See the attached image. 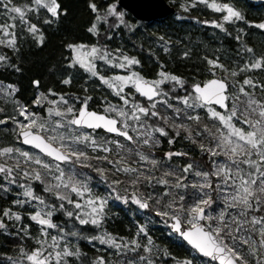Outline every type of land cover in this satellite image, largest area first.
I'll use <instances>...</instances> for the list:
<instances>
[{
	"label": "snow or ice",
	"instance_id": "6c2138e0",
	"mask_svg": "<svg viewBox=\"0 0 264 264\" xmlns=\"http://www.w3.org/2000/svg\"><path fill=\"white\" fill-rule=\"evenodd\" d=\"M198 4L221 13L201 23L224 31L225 24L245 25L234 37L242 62L230 67L219 56H205L208 78L191 82L162 63L156 76L146 77L137 56L100 42L102 34L110 39L112 30L134 31L138 24L127 20L118 0H88L86 31L96 41L63 43L68 55L59 79L71 86L73 72L82 70L87 75L79 93L40 90L41 80L33 79L35 92L25 102L15 83L0 82V126L9 127L18 142L0 147V192L21 189L0 207V233L35 241L30 248L18 245L16 258L6 256L8 264H161L165 257L173 264H264V78L255 74L264 73V51L244 41L247 27L264 32V19H248L234 0H186L180 7ZM0 9V47L17 55L13 62L0 51V66L17 73L23 39L44 46L45 26L59 24L69 12L63 0H0ZM159 40L169 52L171 41ZM89 79L98 81L93 91L103 87L112 99L94 101ZM183 140L199 150L200 161L183 147L155 155L163 141ZM86 170L100 177L103 191ZM110 201L127 205L133 215L144 212L134 235L103 227ZM157 219L170 240L187 244L185 254L177 256L154 239L150 226ZM73 239L108 246V258L89 257Z\"/></svg>",
	"mask_w": 264,
	"mask_h": 264
},
{
	"label": "trees",
	"instance_id": "16d2710c",
	"mask_svg": "<svg viewBox=\"0 0 264 264\" xmlns=\"http://www.w3.org/2000/svg\"><path fill=\"white\" fill-rule=\"evenodd\" d=\"M176 8V14L166 19L158 20L151 23H143L135 21L129 14L126 13V18L131 23L138 24L134 31L120 26L111 32V38H106L103 34L100 37V42L106 44L110 49L121 48L122 51L130 55H135L141 61L138 66L146 77H154L161 67V63L165 71L177 73L185 77L189 82L195 79L208 78L207 66L204 60L205 56H219L221 62L232 66V63H240L237 59L236 52L238 51L239 42L235 40V35L239 28L245 27L242 22L234 25L225 24L227 31L216 28L212 24L201 23L203 20L219 19L221 13H217L212 9L207 8L205 4H198L195 8H189L185 11L180 7L186 0H168ZM65 6L68 7L69 12L66 17H62L59 24L48 27L45 26L47 42L44 46H36L30 38L25 37L21 42L18 59L22 71L15 72L10 68L0 66V82L4 84L15 83L19 92L17 95L23 101H28L32 97L35 89L31 83L33 79L41 80V89L53 87L60 91L80 92L81 87L85 84V74L82 70H75L73 72V83L71 86H63L60 84V74L65 72L63 67L65 61L64 56L68 55L66 49L63 48V43L74 40H85L87 42H95L96 37L87 33L86 29L92 14L88 9V0H63ZM224 2V0H218ZM232 2V0H229ZM235 4L245 13L248 19L259 20L264 19V4L253 0H234ZM3 10L0 9V19ZM197 17L198 19H193ZM222 22V21H221ZM156 25V29L152 27ZM108 30V25H104L102 33ZM244 35V41L250 44L257 53L264 51V32L253 27H247ZM160 36H164L166 40L171 41L168 44L169 52L163 51L164 43L159 40ZM187 50L189 56L185 57L182 53ZM0 51L6 52L12 57L13 62H16L17 55L5 48L0 47ZM55 66V70L49 71ZM102 71V68L100 69ZM108 74L105 71H102ZM253 73H249L252 75ZM261 78H264V73L257 71L255 73ZM98 81L95 79L87 80V85L90 94L93 95L94 101L99 96H109L103 87L93 91L96 88ZM0 106H3L0 104ZM92 107H99V103H93ZM9 108H6L8 111ZM11 111V110H10ZM18 143L15 141L14 134L9 127L0 126V147ZM24 147L23 145H20ZM181 148L191 151V158L196 161L202 159V154L189 141H178L175 145H168L163 141L160 147L156 150L155 155L162 157L165 151L170 148ZM26 148V147H24ZM0 157V162L3 161ZM175 163H183L184 159H176ZM93 177L92 185L97 190L103 191L105 184L100 181L95 173L86 170ZM2 176V174H0ZM2 182V181H0ZM21 191L17 186L12 187V192L5 194L0 192V207L6 206L13 198L15 193ZM31 207V206H30ZM135 206H133L134 209ZM215 210L217 205H212ZM109 215L103 227L114 234H119L123 237L134 235V223L141 220L144 212H138L133 215V211L127 205H121L117 201H110ZM154 216V214H153ZM58 219H67L66 217H58ZM27 222V221H26ZM141 222H143L141 220ZM33 233H36V226H33ZM150 232L154 239L161 246H166L168 250L177 256L185 254L187 245L172 237H168V229L165 224L158 222L150 226ZM72 239V238H70ZM79 243L81 250L87 253L89 257L95 255L107 254L103 249L108 246H101L99 242L90 243L87 240L73 239V243ZM23 244L25 248L35 246V241L29 238L21 240L19 237L0 233V264H8L6 256L16 258L18 245ZM129 257L133 254L129 253ZM115 260V256L112 257ZM173 264L172 260L165 257L161 260V264Z\"/></svg>",
	"mask_w": 264,
	"mask_h": 264
},
{
	"label": "water",
	"instance_id": "95a60500",
	"mask_svg": "<svg viewBox=\"0 0 264 264\" xmlns=\"http://www.w3.org/2000/svg\"><path fill=\"white\" fill-rule=\"evenodd\" d=\"M257 1L264 3V0ZM118 7L129 13L136 21L146 23L166 19L176 13L175 7L167 0H118Z\"/></svg>",
	"mask_w": 264,
	"mask_h": 264
},
{
	"label": "rangeland",
	"instance_id": "374dc122",
	"mask_svg": "<svg viewBox=\"0 0 264 264\" xmlns=\"http://www.w3.org/2000/svg\"><path fill=\"white\" fill-rule=\"evenodd\" d=\"M262 12H264V11H262ZM153 29H156V25H154L153 27H152ZM102 71H105V72H107V71H109V69L107 68V67H102ZM117 71H120V70H117ZM108 73V72H107ZM143 74V73H142ZM144 75V74H143ZM3 105V104H2ZM7 108H9V112H10V110H11V105H8L7 106Z\"/></svg>",
	"mask_w": 264,
	"mask_h": 264
}]
</instances>
